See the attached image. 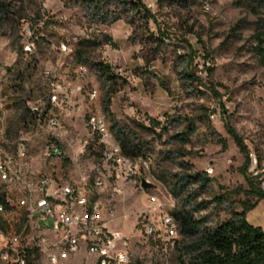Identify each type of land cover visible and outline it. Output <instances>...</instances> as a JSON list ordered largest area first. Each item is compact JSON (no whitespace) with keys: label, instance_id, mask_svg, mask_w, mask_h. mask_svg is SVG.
<instances>
[{"label":"rangeland","instance_id":"374dc122","mask_svg":"<svg viewBox=\"0 0 264 264\" xmlns=\"http://www.w3.org/2000/svg\"><path fill=\"white\" fill-rule=\"evenodd\" d=\"M3 1L11 3L14 15L0 20V155L13 154L23 171L52 173L58 182L85 180L104 217L106 209L115 210L109 227L124 235L132 264H182L175 242L180 236H147L142 223L148 214L161 225L165 215L186 202L208 201L201 213L212 223L229 217L231 209L241 210L243 201L256 202L247 217L264 228V199L258 201L249 192L246 178L264 189V60L259 54V46H264V4L187 0L177 6L144 0L166 34L159 47L141 32L134 41V25L126 16L112 20L114 13L109 12L110 22L91 20L76 0ZM38 11L41 18L35 24ZM24 18L28 22H19ZM107 37L117 47L106 43ZM85 39L98 45L80 62L75 50ZM98 60L121 76L113 94L94 65ZM188 68L201 82L184 78ZM35 106L38 113L32 110ZM92 114L105 118L113 143H119L113 126L140 137L151 158L149 167L139 157L131 158L135 174L117 177L126 163L104 156L109 144H100L91 132ZM52 118L56 125L50 123ZM190 125V140H178ZM228 126L248 146L250 157ZM50 142L64 150L63 158L45 155ZM21 146L24 155L19 157ZM194 172H206L212 183L205 188L187 183L184 175ZM143 177L157 187L143 189ZM98 179L105 182L101 188L95 184ZM3 193L14 203L0 174ZM224 193L226 200L216 201ZM0 223L7 230L17 227ZM32 264L97 262L84 250L57 263L39 254Z\"/></svg>","mask_w":264,"mask_h":264},{"label":"built area","instance_id":"2783aa9c","mask_svg":"<svg viewBox=\"0 0 264 264\" xmlns=\"http://www.w3.org/2000/svg\"><path fill=\"white\" fill-rule=\"evenodd\" d=\"M26 49L31 50V46L26 45ZM32 110L38 113L39 107ZM50 123L56 125L57 120L52 118ZM89 127L100 144H109L104 152L108 160L126 163L117 177L133 176L131 157L123 154L119 143H113L105 118L92 114ZM23 155L21 146L19 157ZM45 155L63 158L65 153L56 142H50ZM139 158L149 167L150 157ZM0 174L15 196L14 203L8 196L6 203H0V215L9 227L17 226L15 230L0 228V264H30L32 249L45 254L52 263L85 250L95 257L97 264H132L124 235L109 227L115 210L106 209L104 217L92 200V190L85 180L58 182L52 173L23 171L18 167L16 156L8 153L0 155ZM104 183L100 179L95 182L100 188ZM116 190L120 192L121 187ZM150 200L156 203L157 197L151 195ZM142 224L147 236L175 238L179 235V223L170 213L163 217L161 225L148 214Z\"/></svg>","mask_w":264,"mask_h":264},{"label":"trees","instance_id":"16d2710c","mask_svg":"<svg viewBox=\"0 0 264 264\" xmlns=\"http://www.w3.org/2000/svg\"><path fill=\"white\" fill-rule=\"evenodd\" d=\"M169 2L177 6H185L187 0H158V3ZM257 5L264 4V0H252ZM82 4L90 13L91 20L100 19L103 22H110L109 12L114 13L112 20H117L126 16L128 22L134 25L132 39L136 41L135 36L141 32L146 37V41L161 47L165 44L166 34L161 29V24L156 13L148 6L144 0H76ZM113 8L109 11V8ZM11 3L0 0V20H9L14 15ZM116 16V17H115ZM41 13L38 11L33 18L35 24L39 22ZM19 22H28V19H19ZM152 24L156 25V31L152 30ZM38 37L40 33L38 32ZM106 43L117 47L116 43L107 37ZM264 43V41H262ZM96 40L85 39L78 43L75 50L76 57L83 62L89 49L97 46ZM196 55L197 53L194 52ZM260 57L264 60V46H259ZM96 69L99 71L105 82L110 84L111 94L116 92L118 80L121 76L116 73L113 67L103 61H94ZM184 78L192 81L201 82V78L192 70L184 71ZM215 90V89H213ZM111 94L108 102L111 101ZM106 110H109L106 108ZM144 129H149L143 123H137ZM152 124L158 126L159 122L152 119ZM116 131V137L123 154L131 158L148 157L145 153V144L143 140L132 136L131 131H125L123 128L113 126ZM194 128L192 125L176 138L180 141L187 142L190 140ZM228 131L234 138L236 144L245 155L250 157V150L243 139L238 135L236 130L228 126ZM138 138H140L138 140ZM184 164H187L184 162ZM250 184V193L257 197L258 201L264 199V189L256 186L254 180L246 177ZM183 179L189 184H200L202 187H208L213 178L206 172L187 173ZM226 193L217 196L216 201L222 203L226 200ZM0 203H6L5 194H0ZM257 203L243 201L242 209H231L230 216L212 223L208 214H202L201 211L209 207L208 201H201L190 205L186 202L182 207L170 212V214L179 223L180 239L176 240L178 246L179 259L182 264H264V228L252 224L247 217L250 210L256 207ZM2 217L0 215V222ZM0 228H4L0 223ZM158 235H152L155 237ZM159 238L163 236H158ZM30 255V264L34 258L41 254L37 249H32Z\"/></svg>","mask_w":264,"mask_h":264},{"label":"water","instance_id":"95a60500","mask_svg":"<svg viewBox=\"0 0 264 264\" xmlns=\"http://www.w3.org/2000/svg\"><path fill=\"white\" fill-rule=\"evenodd\" d=\"M141 187L143 189H151V188H156L157 185L155 183L151 182L150 180L143 177L141 179Z\"/></svg>","mask_w":264,"mask_h":264}]
</instances>
